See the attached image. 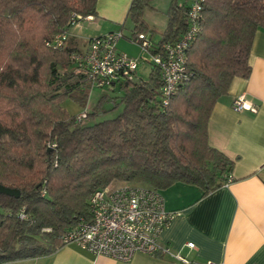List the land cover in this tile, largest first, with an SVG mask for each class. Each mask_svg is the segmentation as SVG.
I'll use <instances>...</instances> for the list:
<instances>
[{"label": "trees", "instance_id": "16d2710c", "mask_svg": "<svg viewBox=\"0 0 264 264\" xmlns=\"http://www.w3.org/2000/svg\"><path fill=\"white\" fill-rule=\"evenodd\" d=\"M151 2L131 0L130 35L122 34L131 42L144 35L150 55L183 36L192 5H199L183 76L167 103L161 70L150 59L147 79L136 69L106 85L77 59L93 38L108 34L89 38L85 49L70 34L73 17L78 24L98 16L97 0H0V184L20 194L0 193V264L65 246L64 234L90 219L96 189L128 184L161 192L182 183L206 195L232 180L233 160L208 143L207 124L234 78L250 74L264 0H170L157 41L143 17ZM62 33L66 39L54 46ZM95 85L117 87L123 109L88 124L87 111L71 115L60 101L85 106Z\"/></svg>", "mask_w": 264, "mask_h": 264}, {"label": "crops", "instance_id": "0c3cea01", "mask_svg": "<svg viewBox=\"0 0 264 264\" xmlns=\"http://www.w3.org/2000/svg\"><path fill=\"white\" fill-rule=\"evenodd\" d=\"M130 2L97 0L98 16L87 17L86 22L70 29L77 45L85 49L89 38L122 30ZM151 5L143 14L151 8L147 14L152 24L163 30L169 2L158 8ZM116 46L132 56L131 45L118 41ZM249 61V76L234 78L228 93L214 104L207 124L208 143L233 160L232 180L206 195L195 185L182 183L161 191L165 209L173 212V217L159 242L194 263L264 264V29L256 32ZM238 96H243L246 105L251 104L255 111L233 108L232 101ZM190 241L194 242V249L186 246ZM3 264L182 263L170 254L141 252L129 261L115 260L69 243L49 255Z\"/></svg>", "mask_w": 264, "mask_h": 264}, {"label": "built area", "instance_id": "2783aa9c", "mask_svg": "<svg viewBox=\"0 0 264 264\" xmlns=\"http://www.w3.org/2000/svg\"><path fill=\"white\" fill-rule=\"evenodd\" d=\"M198 11L199 5L194 3L189 11L190 26L177 42L166 45L162 54H149V59L161 70L164 103H167L178 80L183 76L185 49L197 31ZM71 24L77 25L74 17ZM66 35L62 33L56 36L54 46H60ZM121 36L122 32L118 30L93 38L87 51L77 56L78 60L89 67L94 81L99 85L109 84L119 78L130 79L138 67L137 58L116 49ZM134 43L147 53L151 42L140 34ZM232 106L237 110L255 111L251 104L246 105L243 96L236 97ZM89 209L90 219L80 221L64 234L63 241L66 244L75 243L95 255L121 261H129L135 253L141 252L150 255L170 254L182 264H196L179 253H172L169 246L159 242L162 231L173 217V212L165 209V200L160 191L128 184L103 187L92 193ZM186 246L195 248L192 241L187 242Z\"/></svg>", "mask_w": 264, "mask_h": 264}, {"label": "rangeland", "instance_id": "374dc122", "mask_svg": "<svg viewBox=\"0 0 264 264\" xmlns=\"http://www.w3.org/2000/svg\"><path fill=\"white\" fill-rule=\"evenodd\" d=\"M187 1L189 2L191 0ZM164 2H169V0H154L151 3V7L156 6L158 8ZM150 10L152 9L149 8L147 11L150 12ZM148 12L145 11V15L143 14V17L152 27H154V29L157 30L153 34L154 41H157L160 37L159 31L162 30V28L156 24H152L153 22L151 16L147 14ZM159 14L163 15L162 13ZM83 22H86V20H81L79 23L82 24ZM131 27L132 23L130 19L127 18L124 27L121 30L122 34L126 36L130 35ZM118 41L120 44L125 43L127 45H131L130 48L133 50L130 53L132 54V57L137 58L139 62L136 70L137 78H141L144 80L147 79L151 68L148 62L149 54L143 52L139 46L137 47V45H134L132 42L128 41L123 36H121ZM116 88L117 87L111 89L108 86H93L89 90L85 106H82L79 102H76L69 97H64L60 102L62 106L71 115H78L84 111H87L90 116L88 119L85 120V122L88 124H92L94 122H99L104 119L114 118L122 111L123 103L120 102V96L122 95V92Z\"/></svg>", "mask_w": 264, "mask_h": 264}, {"label": "water", "instance_id": "95a60500", "mask_svg": "<svg viewBox=\"0 0 264 264\" xmlns=\"http://www.w3.org/2000/svg\"><path fill=\"white\" fill-rule=\"evenodd\" d=\"M0 193L10 195V196H14V197H18L20 195L19 191L17 189L9 188V187H6L2 184H0Z\"/></svg>", "mask_w": 264, "mask_h": 264}]
</instances>
